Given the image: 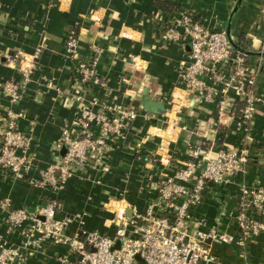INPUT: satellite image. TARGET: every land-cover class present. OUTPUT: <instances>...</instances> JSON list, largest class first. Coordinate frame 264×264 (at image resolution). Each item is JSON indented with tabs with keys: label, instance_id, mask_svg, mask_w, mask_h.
I'll use <instances>...</instances> for the list:
<instances>
[{
	"label": "crops",
	"instance_id": "0c3cea01",
	"mask_svg": "<svg viewBox=\"0 0 264 264\" xmlns=\"http://www.w3.org/2000/svg\"><path fill=\"white\" fill-rule=\"evenodd\" d=\"M178 7L189 8L197 17L217 28L229 29L231 37L250 51L264 52V0H169ZM165 9L155 0H0V50L28 54L39 43H44L34 80L17 103L27 117L20 121V128L32 135L31 150L35 154V166L28 175L13 177L0 170V199L9 197L16 207L34 211L57 197L62 203L59 217H72L87 213L83 222L74 220L69 232L99 230L113 233L112 213L104 207L119 191H126L127 204L145 210L156 196L154 182L173 170L161 160L149 162L150 158L172 155L185 159L186 150L203 143L242 147L243 133L237 129V117L242 103L232 100L227 115L217 125L216 132H195L215 112L214 103L197 101V94L186 96L182 109L175 103L182 93L179 88L178 64L185 50L175 42L161 38L160 15ZM76 29L79 36L80 57L89 53L91 44L100 45L98 71L109 80L110 90L94 87L93 94L100 102H127L140 110V117L127 130V140L114 142L109 154L110 170L89 171L71 177L59 192L42 188L31 182L40 177L56 155L54 145L61 135L62 127L70 122L77 111L76 103L69 107L59 99L61 93L72 91L81 85L75 68L76 58L67 55L65 38ZM250 63L259 67L257 91L264 99V55H250ZM16 68L0 63V118L9 105L1 89L7 79H19ZM52 80L54 87L47 88L45 80ZM148 87L155 92L154 98L163 101L167 110L151 114L140 107L141 90ZM178 98V97H176ZM148 113L151 118L143 117ZM185 126V128H181ZM207 128V126H205ZM152 134V136H149ZM207 135V141L204 140ZM201 137V138H199ZM249 160L245 171L227 184L211 187L205 192L200 206L194 210L207 226L218 223L228 231L236 232L234 217L238 203V183L264 184V101L257 103L253 120V137L246 144ZM65 147L58 149L63 153ZM146 174H152L147 180ZM223 211V212H222ZM225 211V215L222 214ZM3 211L0 206V233L5 234ZM63 244L46 242L39 252L31 255L25 263L57 264V256L65 254ZM219 264H244L241 248L236 245L216 244ZM249 264H264V232L252 237L247 243Z\"/></svg>",
	"mask_w": 264,
	"mask_h": 264
},
{
	"label": "built area",
	"instance_id": "2783aa9c",
	"mask_svg": "<svg viewBox=\"0 0 264 264\" xmlns=\"http://www.w3.org/2000/svg\"><path fill=\"white\" fill-rule=\"evenodd\" d=\"M157 19L162 40L178 43L185 50L178 64V86L182 93L173 96L174 100L179 99L175 103L182 109L186 96L197 94V101L215 105L214 114L195 132H216L219 121L227 115L228 100L240 101L242 107L236 124L247 144L253 137L257 103L264 101L257 91L259 67L250 63L248 55L233 48L225 28L209 25L189 8L180 7ZM45 46L39 43L28 54L0 50V63L16 68L20 74L19 79H7L1 84L9 105L0 118V170L13 177L28 175L35 166L32 135L20 128L27 113L17 103L34 80ZM79 48V36L71 31L65 38V50L77 59L75 74L81 85L65 93L74 96L76 116L62 127L53 148L57 151L54 159L40 170L38 179L31 180L53 192L62 190L78 173L109 171L108 158L115 149L114 142L118 139L126 142L128 128L141 115L139 108L127 102L99 101L91 90L94 87L110 90L109 80L97 68L103 48L91 44L85 57H80ZM45 86L52 88L54 84L46 79ZM143 117L151 118L146 112ZM246 144L214 148L213 144L204 147L203 143H197L186 150L185 159L172 155L150 158L149 154V162L161 160L174 168L158 178L157 194L145 210L127 204L124 190L104 203L112 213L111 234L85 229L69 232L70 223L77 219L83 222L87 213L59 217L57 212L62 203L57 197L34 211L16 207L9 197H4L0 206L6 232L0 233V264L25 263L48 241L68 249L57 256L59 264H219L214 246L221 243L241 248L244 264H249L247 243L264 232V184L238 183L236 212L228 214L234 217L236 232L216 224L207 226L194 214L207 189L227 184L245 171L249 160ZM63 146L61 154L58 149ZM145 176L152 179V174ZM128 208L132 209L131 215L127 214Z\"/></svg>",
	"mask_w": 264,
	"mask_h": 264
},
{
	"label": "water",
	"instance_id": "95a60500",
	"mask_svg": "<svg viewBox=\"0 0 264 264\" xmlns=\"http://www.w3.org/2000/svg\"><path fill=\"white\" fill-rule=\"evenodd\" d=\"M241 0H238V3L236 5V8L239 6ZM229 41L231 43V45L233 46V48L241 53H244L248 56L250 55H264V52H259V51H250L248 49H245L244 47L240 46L230 35L229 33V29H226ZM155 96V92L151 91L150 88L148 87H144L141 90V96H140V107L151 113V114H161L164 113L167 108L165 107V103L163 101H158L157 99L154 98ZM59 99L61 101H63V104L67 107L73 105V103L75 104L74 101V96L72 94L69 93H64L61 94L59 96ZM233 101L232 100H228L227 102V108L229 109L232 105ZM201 138V137H199ZM153 187H156V183L154 182ZM132 213V209L128 208L127 209V214L131 215ZM222 218V216L219 217L218 223L216 224L217 226L220 227L221 223H220V219ZM55 243V242H54ZM57 264H59V261L57 260Z\"/></svg>",
	"mask_w": 264,
	"mask_h": 264
},
{
	"label": "trees",
	"instance_id": "16d2710c",
	"mask_svg": "<svg viewBox=\"0 0 264 264\" xmlns=\"http://www.w3.org/2000/svg\"><path fill=\"white\" fill-rule=\"evenodd\" d=\"M155 2H156L158 7H160L163 10L165 9L167 12H171V11L180 9V7L173 5V4H171L165 0H155ZM72 33L75 35H78V32L76 29H73Z\"/></svg>",
	"mask_w": 264,
	"mask_h": 264
}]
</instances>
